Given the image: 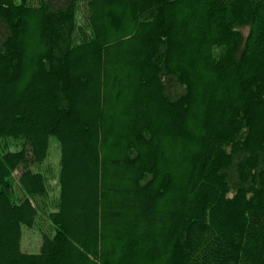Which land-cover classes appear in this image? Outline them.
<instances>
[{
  "label": "trees",
  "instance_id": "trees-1",
  "mask_svg": "<svg viewBox=\"0 0 264 264\" xmlns=\"http://www.w3.org/2000/svg\"><path fill=\"white\" fill-rule=\"evenodd\" d=\"M86 7L0 0V264H264V0Z\"/></svg>",
  "mask_w": 264,
  "mask_h": 264
},
{
  "label": "rangeland",
  "instance_id": "rangeland-1",
  "mask_svg": "<svg viewBox=\"0 0 264 264\" xmlns=\"http://www.w3.org/2000/svg\"><path fill=\"white\" fill-rule=\"evenodd\" d=\"M67 0H52L53 8L62 7ZM87 13L86 0H79V21L83 22V17ZM247 32V31H245ZM5 34V30L0 28V38ZM175 91H182L180 87L175 86ZM9 148L13 151H18L22 149L21 141L11 140L9 142ZM61 146L55 137H52L49 141V147L47 152V157L42 164L35 165L34 169L37 171H42L48 176V196L49 201L55 202L58 199L59 194V174L61 170ZM15 176L20 174V170L16 171ZM16 179V178H15ZM16 184V180H15ZM17 187V184H16ZM18 193V190H16ZM52 235V226L46 217L40 216L37 219L36 224L32 226H22V238H21V248L26 253L37 254L41 251L42 241L44 235Z\"/></svg>",
  "mask_w": 264,
  "mask_h": 264
}]
</instances>
